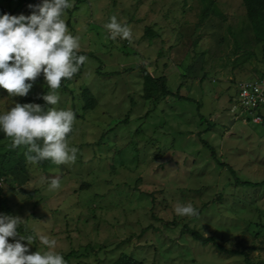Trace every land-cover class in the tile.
<instances>
[{
  "label": "rangeland",
  "instance_id": "obj_1",
  "mask_svg": "<svg viewBox=\"0 0 264 264\" xmlns=\"http://www.w3.org/2000/svg\"><path fill=\"white\" fill-rule=\"evenodd\" d=\"M69 2L62 18L87 61L54 107L75 113L68 140L77 158L32 165L25 146L0 139V215L20 217L21 235L55 239L66 264L122 255L138 264H264V109L260 124L249 114L243 123L232 101L239 83L264 71L262 25L242 0ZM30 6L0 0L12 16H30ZM113 15L131 27V43L110 38ZM143 68L165 80L167 96L143 97ZM30 83L25 97L0 88V114L17 103L51 107L40 98L49 91L43 73ZM53 178L61 186L49 191ZM189 202L198 216L175 213ZM22 243L29 254L47 250L38 238Z\"/></svg>",
  "mask_w": 264,
  "mask_h": 264
},
{
  "label": "clouds",
  "instance_id": "obj_2",
  "mask_svg": "<svg viewBox=\"0 0 264 264\" xmlns=\"http://www.w3.org/2000/svg\"><path fill=\"white\" fill-rule=\"evenodd\" d=\"M72 7L69 0H42L30 16H0V88L12 97H25L33 87L30 82L43 73L49 89L40 98L51 107L17 103L0 114V130L11 139V148L25 146V159L32 165L44 160L56 165L73 164L77 158L78 149L68 140L75 113L54 107L60 100L57 90L62 80L72 79L87 61L86 56L77 55L79 37L69 33L62 18L64 11ZM104 27L111 39L119 37L131 43V27L118 22L115 15ZM60 186L59 178H53L48 190ZM174 211L179 216H198L190 202L177 203ZM23 222L18 216L0 215V264H66L64 257L54 251L55 239L43 234L21 235L18 228ZM9 238L15 242L9 243ZM37 238L47 250L29 254V247L22 241L31 246Z\"/></svg>",
  "mask_w": 264,
  "mask_h": 264
},
{
  "label": "trees",
  "instance_id": "obj_3",
  "mask_svg": "<svg viewBox=\"0 0 264 264\" xmlns=\"http://www.w3.org/2000/svg\"><path fill=\"white\" fill-rule=\"evenodd\" d=\"M246 14L248 19L253 23L254 26L262 25L264 28V0H242ZM144 35L147 38H156L157 34L154 33L149 27H145L144 29ZM77 55H85L84 52H78ZM143 73V97L145 99H149L150 97L156 96V92L159 89V95L162 97H165L168 95V90L165 89V80L162 77L159 78H153L146 70L145 68L142 69ZM264 71L262 72V74ZM65 80V79H64ZM64 80L61 82V86L59 89L62 91H67V88L64 84ZM161 85V87H157L158 85ZM48 86L46 84L45 89L43 91V94H46L48 91ZM82 96L84 98L85 104L87 105V108L92 109L94 107V100L89 97V93L87 90H83ZM157 98V97H156ZM158 99V98H157ZM70 135V134H69ZM69 137V136H68ZM7 138L6 135L3 133L2 130H0V139ZM242 184H248V185H254L249 182H243ZM1 201L3 199L0 198V207H1ZM195 237L199 236L197 233H193ZM203 241H209V238L202 237ZM113 264H138L136 261L131 259L130 257H127L125 255H122L118 260H116Z\"/></svg>",
  "mask_w": 264,
  "mask_h": 264
},
{
  "label": "built area",
  "instance_id": "obj_4",
  "mask_svg": "<svg viewBox=\"0 0 264 264\" xmlns=\"http://www.w3.org/2000/svg\"><path fill=\"white\" fill-rule=\"evenodd\" d=\"M32 7L40 5L42 0H30ZM8 14L12 16V11L6 10L0 7V16ZM236 102L238 109L237 114H234V119H241L242 122H247L245 118H242L244 114L251 116V122L254 124H260L262 122V116L260 111L264 109V73L257 78H252L248 81H243L238 84L237 99L232 100ZM237 107H232L231 112H234Z\"/></svg>",
  "mask_w": 264,
  "mask_h": 264
},
{
  "label": "crops",
  "instance_id": "obj_5",
  "mask_svg": "<svg viewBox=\"0 0 264 264\" xmlns=\"http://www.w3.org/2000/svg\"><path fill=\"white\" fill-rule=\"evenodd\" d=\"M243 123H245V122H243Z\"/></svg>",
  "mask_w": 264,
  "mask_h": 264
}]
</instances>
